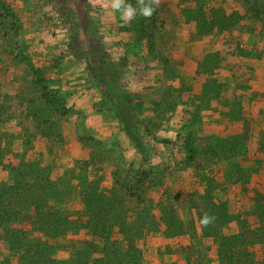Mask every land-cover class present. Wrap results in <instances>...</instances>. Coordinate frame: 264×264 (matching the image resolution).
I'll return each instance as SVG.
<instances>
[{
	"label": "rangeland",
	"instance_id": "obj_1",
	"mask_svg": "<svg viewBox=\"0 0 264 264\" xmlns=\"http://www.w3.org/2000/svg\"><path fill=\"white\" fill-rule=\"evenodd\" d=\"M127 3L139 7L137 0ZM238 5L241 11H259L252 20L258 40L248 43L263 45L264 0H160L150 19L137 14L129 24L110 8V0H5L0 8V72L6 71L9 81L0 79V181H11L3 165L23 149L50 167L62 192L57 207L69 219L80 216L87 183L95 182L111 192L113 206L127 220L142 223L135 235L141 240L129 241L140 254L128 264H189L195 258L215 264L214 237L204 236L212 230L202 229L196 213L210 195L214 203L227 199V210L235 215L242 197L264 194V149L254 150L249 140L252 155H243L241 145L242 155H224L230 164L209 152L206 141L215 139L202 129L207 116L199 113L204 99L197 91L215 90L218 83L208 85L217 81L201 85L200 75L217 66L213 60L205 66L200 62L192 76L187 63L196 60H190L185 44L198 34L188 26L194 18L225 11L237 18ZM249 22L247 16L236 34L226 37L235 40L236 53L249 51L238 46L243 38L250 39L245 30ZM10 23H15L13 30ZM209 25L218 33L214 19ZM3 87L11 95L2 97ZM121 107L138 123L141 152L117 118ZM33 110L44 126L35 123ZM257 123L264 137V115ZM10 128L15 135L8 133ZM232 163H239L247 181L240 183V191L228 180ZM206 183L213 187L209 194L202 189ZM225 227L216 231H250L244 225ZM113 237L122 235L115 229ZM84 238L82 248L100 245L88 234ZM75 239L81 237L76 233ZM57 243L54 256L68 261L59 254L65 244ZM10 264L18 262L11 259Z\"/></svg>",
	"mask_w": 264,
	"mask_h": 264
},
{
	"label": "trees",
	"instance_id": "obj_2",
	"mask_svg": "<svg viewBox=\"0 0 264 264\" xmlns=\"http://www.w3.org/2000/svg\"><path fill=\"white\" fill-rule=\"evenodd\" d=\"M3 2L5 0H0V8ZM245 12L254 15V19L259 16V11L250 9ZM219 15L227 20L226 23L222 22ZM219 15H211L210 20L205 17L194 18L197 33L214 32L209 25L211 19H214L220 32L233 25L240 17L235 18V12L228 15L223 12ZM14 25L15 23H10L9 29L13 30ZM143 34L146 32L143 31ZM42 95L48 100V93ZM31 116L35 123L44 126L45 123L40 121L41 117L36 111L33 110ZM117 118L123 124L125 134L141 152L142 145L135 131L138 123L133 115L121 107ZM43 130L45 129L42 128L41 131ZM212 147L227 164H230L228 160L233 155H242L241 144L236 137L223 141L215 138ZM262 147L261 150L264 149ZM224 155H229L230 159ZM232 165L234 168L228 180L235 184L247 182L243 179L245 175L241 173L239 163ZM3 170L11 176V181H0V264H10L11 259L18 264H128L138 258V249L129 245V241L140 239L135 235L142 231V223L130 222L124 212L117 211L110 199L111 192H105L95 182L87 183L80 216L72 220L58 209L62 192L57 181L50 175V167L43 163L40 156L25 155L23 149H19L18 155H13L12 160L3 165ZM202 189L209 194L213 187L206 183ZM255 194V197H242L235 215L227 210V199L222 198L214 203L210 200L211 195L203 201L205 208L196 213L195 217L199 221L205 213L216 217L213 224L201 226L203 230H212L205 232L204 236L214 237L212 247L215 250V264H264V194L260 197ZM171 218L175 220L174 216ZM229 224L238 228L241 225L248 226L250 231H216L217 228L226 229L225 226ZM115 229L122 235L121 239L113 237ZM70 233L97 237L100 245L94 249H78L68 261H62L54 256L58 247L57 237ZM123 240L125 243L121 242ZM189 264L204 263L195 258Z\"/></svg>",
	"mask_w": 264,
	"mask_h": 264
},
{
	"label": "crops",
	"instance_id": "obj_3",
	"mask_svg": "<svg viewBox=\"0 0 264 264\" xmlns=\"http://www.w3.org/2000/svg\"><path fill=\"white\" fill-rule=\"evenodd\" d=\"M238 10L240 17L233 25L218 33L210 31L202 34H195L193 40L186 41L185 45L188 46L185 51L191 56L190 60H196L193 65H190L189 62L187 63V68H191L190 72L192 76H195L194 71L198 67L197 64L200 62L205 66L208 60L209 62L213 60L217 66L216 71L200 75L201 85L204 82L207 84L208 81L211 82L212 80H216L217 82H211L208 86L217 85L216 83L219 84L214 91L211 88H209L210 90L208 91L205 89L203 91L200 89L202 92L200 90L197 91L199 97L204 99L203 104L199 107V113H201L202 116H204V114L207 116L206 119H202L204 121H201L202 129H206L205 131L208 132L209 138L214 137V139L217 138L221 141L236 137L237 142L245 146L243 155H252L249 149L247 150L246 145L248 141L252 140L256 145L254 150H259L262 144L261 138H264L261 136L262 133L259 132L262 128L261 126L259 127L257 123L258 117L264 115V54H261L262 50H264V43L258 46L259 44L255 42L258 39H254V35L256 36L257 34L252 24L254 16L251 13L245 12V10L241 11L239 5ZM225 14L228 15V12L225 11ZM247 16H250V22L248 23L250 25H246L245 30L250 33V39L249 37L247 39L243 38L244 40H242L238 46L248 48L249 51L247 50L244 54H239L235 52L237 47L235 40L226 37L228 34L235 35L237 29L241 28L243 22L247 19ZM208 20H210V18ZM188 26L189 29L197 33L195 21L189 22ZM198 35L208 40L203 41L202 39L196 38ZM222 36L225 37L222 38ZM248 40L255 41L248 43ZM188 50L190 52H188ZM198 52L200 53L198 54ZM198 55L200 56L199 58L197 57ZM0 76L2 81H9L6 79L9 77L6 71L0 72ZM222 82H226V85H223ZM6 86L12 89L10 83ZM4 88L5 87L2 88V90H5L1 93L2 97L7 94L11 95L12 91ZM15 92L16 91H13L14 94ZM205 120L207 121V125L204 123ZM204 124L205 126H203ZM217 128H220L221 132L216 131ZM8 133H12L13 135L16 134L12 128L8 129ZM208 136H203V139L204 137L208 138ZM214 142L215 141L212 140L206 141L210 153L216 152L215 148L212 147ZM229 182L231 185H235L238 191L241 190L242 186L239 182L237 184H234L231 180ZM249 189L254 190L252 186H249ZM75 235L76 233H70L57 237L59 243L65 244L63 248L64 251H59V254H61L60 256L71 258L76 250L84 246L83 241L86 240L84 235L82 233H77L81 239H75ZM97 240H99V238H97ZM70 241H72L73 244L70 243Z\"/></svg>",
	"mask_w": 264,
	"mask_h": 264
},
{
	"label": "clouds",
	"instance_id": "obj_4",
	"mask_svg": "<svg viewBox=\"0 0 264 264\" xmlns=\"http://www.w3.org/2000/svg\"><path fill=\"white\" fill-rule=\"evenodd\" d=\"M137 4L138 8L127 3V0H110V8L114 12L120 13V19L125 24H129L137 14L145 19H150L156 11V6L160 4V0H137ZM215 219L214 215L205 213L199 222L202 227H208L214 223Z\"/></svg>",
	"mask_w": 264,
	"mask_h": 264
}]
</instances>
